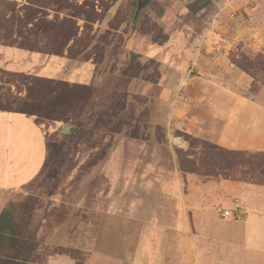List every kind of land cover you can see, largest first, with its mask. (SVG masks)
Wrapping results in <instances>:
<instances>
[{
  "label": "rangeland",
  "instance_id": "1",
  "mask_svg": "<svg viewBox=\"0 0 264 264\" xmlns=\"http://www.w3.org/2000/svg\"><path fill=\"white\" fill-rule=\"evenodd\" d=\"M136 9L0 0V41L35 45L61 66L0 67V111H31L63 145L30 184L0 193L36 237L34 264L227 261L222 244L245 215L220 209L235 197L244 206L245 184L264 186V151L219 143L236 96L264 108V0H154L137 20ZM42 22L58 26L38 31Z\"/></svg>",
  "mask_w": 264,
  "mask_h": 264
},
{
  "label": "crops",
  "instance_id": "2",
  "mask_svg": "<svg viewBox=\"0 0 264 264\" xmlns=\"http://www.w3.org/2000/svg\"><path fill=\"white\" fill-rule=\"evenodd\" d=\"M45 56L49 55L0 43V67L10 72H58L61 66L54 68V61H47ZM234 102L224 117L219 143L231 150L264 151V108L242 95ZM47 157L48 138L34 116L0 111V193L15 192L30 184L41 174ZM245 185L249 188H244L247 213L243 231L231 234L222 244L224 253L229 252L228 260L213 264H264V186ZM6 203L7 199L0 196V215ZM46 264L59 263L51 258Z\"/></svg>",
  "mask_w": 264,
  "mask_h": 264
},
{
  "label": "trees",
  "instance_id": "3",
  "mask_svg": "<svg viewBox=\"0 0 264 264\" xmlns=\"http://www.w3.org/2000/svg\"><path fill=\"white\" fill-rule=\"evenodd\" d=\"M154 3V0H137V9H136V16L135 19L137 20V17L139 14L151 6ZM66 25L65 23L63 26ZM58 25L55 24H47V23H40L37 25L38 31H50L53 27H57ZM77 34H71L70 36H66L67 39H72ZM0 41L3 45H17V42L14 44H7ZM35 45L26 44L25 47L19 46L20 48L29 50V51H37L34 47ZM44 52V51H39ZM45 53V52H44ZM0 108H6L3 106H0ZM29 108V107H26ZM33 108V107H31ZM1 111H13L8 109H3ZM14 112H20L25 113L26 115L33 116L34 114L31 113V111H14ZM39 124V123H38ZM73 132L69 135H66V139H70ZM62 145V144H61ZM55 147V148H62V146L59 147V144L52 143L50 144L48 142V152L49 147ZM217 155L226 158L227 160L233 162L237 161L238 159V153L234 152H222L218 151ZM52 179H55L57 177V172L54 171L50 174ZM38 250V242L36 240V237L33 236L29 223L26 222L24 219L16 220L13 218V216L8 213L7 211H3L0 215V264H34V259L36 258V252Z\"/></svg>",
  "mask_w": 264,
  "mask_h": 264
},
{
  "label": "built area",
  "instance_id": "4",
  "mask_svg": "<svg viewBox=\"0 0 264 264\" xmlns=\"http://www.w3.org/2000/svg\"><path fill=\"white\" fill-rule=\"evenodd\" d=\"M232 208L224 207L220 209L221 215L224 219H238L240 220L246 215L242 200L239 197H235L232 200Z\"/></svg>",
  "mask_w": 264,
  "mask_h": 264
},
{
  "label": "water",
  "instance_id": "5",
  "mask_svg": "<svg viewBox=\"0 0 264 264\" xmlns=\"http://www.w3.org/2000/svg\"><path fill=\"white\" fill-rule=\"evenodd\" d=\"M71 131V127L70 126H64L63 128V132L66 133V134H69Z\"/></svg>",
  "mask_w": 264,
  "mask_h": 264
}]
</instances>
